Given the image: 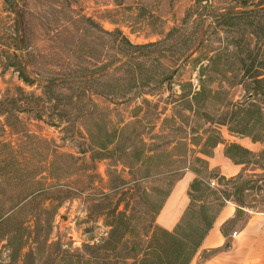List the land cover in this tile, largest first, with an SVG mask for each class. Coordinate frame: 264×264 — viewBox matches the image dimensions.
<instances>
[{"label":"rangeland","instance_id":"374dc122","mask_svg":"<svg viewBox=\"0 0 264 264\" xmlns=\"http://www.w3.org/2000/svg\"><path fill=\"white\" fill-rule=\"evenodd\" d=\"M187 171L185 231L264 212V0H0V264L114 263Z\"/></svg>","mask_w":264,"mask_h":264},{"label":"crops","instance_id":"0c3cea01","mask_svg":"<svg viewBox=\"0 0 264 264\" xmlns=\"http://www.w3.org/2000/svg\"><path fill=\"white\" fill-rule=\"evenodd\" d=\"M232 145L251 150L256 144L244 138L214 148L211 157L203 156L209 171L217 170L226 179L242 172L244 165L225 153V148ZM197 178L193 171H187L177 180L157 215L159 228L168 232L177 228L190 206V188ZM241 210L244 217L239 216V206L234 201L225 200L190 264H264V212Z\"/></svg>","mask_w":264,"mask_h":264},{"label":"trees","instance_id":"16d2710c","mask_svg":"<svg viewBox=\"0 0 264 264\" xmlns=\"http://www.w3.org/2000/svg\"><path fill=\"white\" fill-rule=\"evenodd\" d=\"M124 42H126L132 48H137L132 46L126 40ZM259 77L260 75H258L257 78ZM52 88L55 89V85ZM124 131L125 130H122L123 133ZM110 144H112V142H110ZM218 144L219 142H216L215 146ZM231 147L233 149L243 150L246 152V150L242 149L237 145H232ZM227 151L229 152V150ZM228 152L226 155L235 161L234 156L230 155V153ZM200 185H202L200 180H195L194 183L191 185L189 193L191 198L190 206L187 209L182 222L177 226V228L173 232H168L164 229L156 227L155 229L161 235L160 239L149 237L147 234H144L139 240L133 241L132 239L130 241L124 240L123 237L120 239L116 237L115 239L109 238L107 241L104 242L105 245L101 247L102 251L114 253L119 250L120 246L123 244V247L125 248L124 250H127L128 253L123 257H117L116 259H119L120 261L118 260L114 263H108L109 258L107 257L106 259H103V264H131L130 261H133L134 264H190L193 258L195 257L199 247L201 246V243L203 242L205 236L211 229L213 222L221 209L220 208L212 217H209L206 214V210L201 211L199 213V220L194 225L196 226V228L194 229L193 226L189 231L184 230L185 218L188 214H190V212L193 213L194 211V199L192 193L194 192V190L200 191ZM225 200L229 199L225 198ZM223 204L221 205V207L223 206ZM162 207L160 208L159 212L161 211ZM114 218L116 219L115 216L113 217V219ZM110 227L111 236H116L119 227L118 223H110ZM95 258L101 261V258L96 257V255Z\"/></svg>","mask_w":264,"mask_h":264},{"label":"built area","instance_id":"2783aa9c","mask_svg":"<svg viewBox=\"0 0 264 264\" xmlns=\"http://www.w3.org/2000/svg\"><path fill=\"white\" fill-rule=\"evenodd\" d=\"M210 186H215V182L214 181H212L211 183H210ZM237 235V233H234V236H236Z\"/></svg>","mask_w":264,"mask_h":264}]
</instances>
